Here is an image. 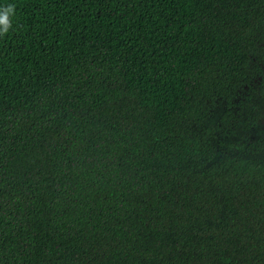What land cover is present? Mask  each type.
<instances>
[{
    "label": "trees",
    "instance_id": "1",
    "mask_svg": "<svg viewBox=\"0 0 264 264\" xmlns=\"http://www.w3.org/2000/svg\"><path fill=\"white\" fill-rule=\"evenodd\" d=\"M0 264H264V0H0Z\"/></svg>",
    "mask_w": 264,
    "mask_h": 264
},
{
    "label": "clouds",
    "instance_id": "2",
    "mask_svg": "<svg viewBox=\"0 0 264 264\" xmlns=\"http://www.w3.org/2000/svg\"><path fill=\"white\" fill-rule=\"evenodd\" d=\"M15 5L7 4L0 7V38H3L12 28V20L15 17Z\"/></svg>",
    "mask_w": 264,
    "mask_h": 264
}]
</instances>
